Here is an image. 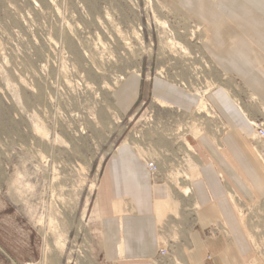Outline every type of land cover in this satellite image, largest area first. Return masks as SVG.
Returning <instances> with one entry per match:
<instances>
[{
	"label": "rangeland",
	"instance_id": "374dc122",
	"mask_svg": "<svg viewBox=\"0 0 264 264\" xmlns=\"http://www.w3.org/2000/svg\"><path fill=\"white\" fill-rule=\"evenodd\" d=\"M187 1L0 0V264H118L103 260L101 235L106 174L123 146L158 166L150 184L174 205L162 215L158 248L182 264L177 248L197 219L206 142L221 148L237 134L216 94L252 129L241 156L264 188V140L252 125L264 126V85L248 82L264 70L219 66L207 24ZM164 83L195 97L194 106L157 97ZM204 91L211 118L198 115ZM253 193L230 189L229 200L246 264H264V193Z\"/></svg>",
	"mask_w": 264,
	"mask_h": 264
},
{
	"label": "crops",
	"instance_id": "0c3cea01",
	"mask_svg": "<svg viewBox=\"0 0 264 264\" xmlns=\"http://www.w3.org/2000/svg\"><path fill=\"white\" fill-rule=\"evenodd\" d=\"M194 3L195 13L206 22L210 34L208 51L214 54L219 66L264 70V0H195L190 4ZM248 82L263 88L264 73L253 75ZM156 93L159 98L168 97L171 105L186 110L196 102L195 97L172 86L160 85ZM261 96L264 99V92ZM213 98L237 134L235 138L223 140L221 148L206 142L208 156L202 160L201 178L193 193L197 219H192L193 227L178 243L177 260L182 264H246L245 252L242 253L244 244L238 238L239 226L229 200L230 189L248 199L255 196L254 191L257 195L264 193V188L241 156L240 148L244 145L240 139L249 136L252 129L223 94ZM221 150L228 152L229 157L222 156ZM119 153L111 161L105 180L109 200L108 215L102 226V257L107 263L154 264L159 257L161 232L157 207L171 198L167 199L164 186L152 188L147 165L132 156L129 148L123 146ZM248 156L253 161L250 153ZM260 173L264 178V173ZM226 229L228 236L220 232ZM172 254L168 263L175 259Z\"/></svg>",
	"mask_w": 264,
	"mask_h": 264
},
{
	"label": "bare ground",
	"instance_id": "6f19581e",
	"mask_svg": "<svg viewBox=\"0 0 264 264\" xmlns=\"http://www.w3.org/2000/svg\"><path fill=\"white\" fill-rule=\"evenodd\" d=\"M173 45L177 46L176 43H173ZM178 47H181V46L178 45ZM184 53H185V51H184ZM206 93H207V91H204L203 93H201L202 101H201L200 106L198 108V115H204V116H206L208 118H211L212 115H211V112H210V108L208 107V104L206 103V99H205ZM188 150H189V152H192V149L190 147H189ZM173 178H174L175 181L180 180V179H184V181H188V182L190 181V178L188 176H184V175L174 174ZM192 179H194V178H192ZM181 193L187 197V196H190L191 190H190L189 187L181 188ZM168 208H171V210H173V208H174V205L172 203L171 204L168 203V201H165V202L161 203L157 207V215L159 217V225H160L161 232L163 231L164 224H165L162 215L166 214V212L169 210ZM239 213L241 215L242 210H239Z\"/></svg>",
	"mask_w": 264,
	"mask_h": 264
},
{
	"label": "built area",
	"instance_id": "2783aa9c",
	"mask_svg": "<svg viewBox=\"0 0 264 264\" xmlns=\"http://www.w3.org/2000/svg\"><path fill=\"white\" fill-rule=\"evenodd\" d=\"M253 127L256 130V136L261 139L264 140V126L262 124H252ZM147 169L148 172L151 176H156L159 172L158 166L156 165V163L154 161H150L147 163ZM159 251V257L158 259H166L169 257V248L166 247H160L158 249Z\"/></svg>",
	"mask_w": 264,
	"mask_h": 264
}]
</instances>
